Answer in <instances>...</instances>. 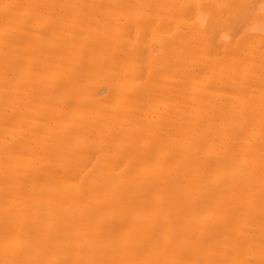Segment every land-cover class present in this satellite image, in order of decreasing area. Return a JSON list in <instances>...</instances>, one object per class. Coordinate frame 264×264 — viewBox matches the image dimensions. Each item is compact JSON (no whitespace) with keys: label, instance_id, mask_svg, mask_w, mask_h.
<instances>
[{"label":"bare ground","instance_id":"bare-ground-1","mask_svg":"<svg viewBox=\"0 0 264 264\" xmlns=\"http://www.w3.org/2000/svg\"><path fill=\"white\" fill-rule=\"evenodd\" d=\"M0 264H264V0H0Z\"/></svg>","mask_w":264,"mask_h":264}]
</instances>
